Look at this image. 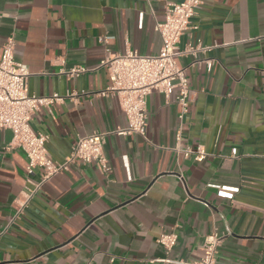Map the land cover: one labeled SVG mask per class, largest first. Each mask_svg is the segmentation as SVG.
Returning <instances> with one entry per match:
<instances>
[{"label":"crops","instance_id":"crops-1","mask_svg":"<svg viewBox=\"0 0 264 264\" xmlns=\"http://www.w3.org/2000/svg\"><path fill=\"white\" fill-rule=\"evenodd\" d=\"M181 1L0 0V49L13 38L15 59L30 73L27 93L63 98L29 123L47 135L54 161L79 136L126 126L117 98L100 95L109 84L100 62L127 50L157 55L155 25ZM198 45L207 49L177 59L185 110L175 93L153 91L147 141L109 134V172L69 164L21 213L26 159L0 131V264H176L199 260L212 235L216 264H264V0H204L178 49ZM72 67L88 71L61 72ZM197 147L201 161L175 151ZM30 179L38 182V170ZM215 187L237 192L225 198ZM170 232L177 243L166 252L157 239Z\"/></svg>","mask_w":264,"mask_h":264},{"label":"built area","instance_id":"built-area-1","mask_svg":"<svg viewBox=\"0 0 264 264\" xmlns=\"http://www.w3.org/2000/svg\"><path fill=\"white\" fill-rule=\"evenodd\" d=\"M203 3L204 0H183L165 7L163 21L155 25V31L161 40L157 55L142 56L135 51L127 50L124 54H108L100 62V66L106 69L109 79L108 86L100 92V95L117 98L119 107L126 118V126L114 132H93L77 137L63 162H57L51 158L46 149L47 135L34 132L29 124L32 115L39 108H49L53 104L62 102L63 98L58 94L40 97L27 93V79L30 73L25 65L15 59L13 38L6 40L0 49V131H10L12 136L10 146L24 154L25 172L29 185L22 193L18 213H21L44 183L66 171L69 164L94 162L102 172H109L110 166L103 151L109 134L139 135L147 141L146 99L153 91L162 93L166 98L175 93L176 102L182 110H185L188 84L184 69L177 64V59L182 55L195 54L207 48L198 45L179 50L178 43L184 32L191 28V20ZM110 39L112 37H105L103 42ZM204 64L207 68H211L213 61L206 60ZM87 71L84 67H72L61 72L74 78ZM175 151L183 153L186 158L193 156L195 161H201L206 156L202 147H197L194 151L190 148H176ZM36 170H38L39 180L32 182L30 178ZM215 188L217 193L225 198H232L237 192L234 188ZM219 242L216 235L208 237L199 260H178L176 264H216L215 256ZM157 243L169 252L177 243V235L174 232L162 233Z\"/></svg>","mask_w":264,"mask_h":264}]
</instances>
